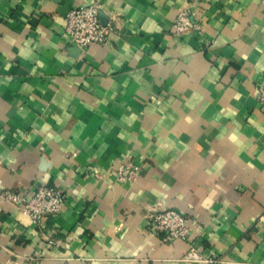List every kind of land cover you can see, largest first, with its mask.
<instances>
[{"label": "crops", "instance_id": "obj_1", "mask_svg": "<svg viewBox=\"0 0 264 264\" xmlns=\"http://www.w3.org/2000/svg\"><path fill=\"white\" fill-rule=\"evenodd\" d=\"M93 1L115 31L83 51L65 15ZM260 85L264 0H0V264H264ZM124 160L136 181L108 176ZM40 184L66 201L35 227L1 194ZM168 209L189 241L147 228Z\"/></svg>", "mask_w": 264, "mask_h": 264}, {"label": "built area", "instance_id": "obj_2", "mask_svg": "<svg viewBox=\"0 0 264 264\" xmlns=\"http://www.w3.org/2000/svg\"><path fill=\"white\" fill-rule=\"evenodd\" d=\"M116 17L107 15L99 1L81 4L71 8L65 15L64 36L74 46L86 50L93 45H105L115 31ZM194 13L190 9L179 12L174 20V33L183 36L199 29ZM259 103L264 115V85L258 87ZM141 166L132 160H124L115 165L109 177L121 182H134L141 174ZM6 201L16 204L35 227H41L43 220L57 216L65 206L66 195L63 189L47 184L37 185L30 195L17 190H5L1 194ZM147 228L163 235L165 241L177 239L189 241L191 226L189 218L176 210L168 209L148 217ZM49 243H54L53 239ZM184 260L197 264H216L218 259L205 256L197 247L190 244Z\"/></svg>", "mask_w": 264, "mask_h": 264}]
</instances>
